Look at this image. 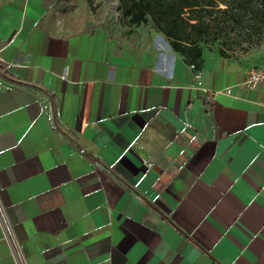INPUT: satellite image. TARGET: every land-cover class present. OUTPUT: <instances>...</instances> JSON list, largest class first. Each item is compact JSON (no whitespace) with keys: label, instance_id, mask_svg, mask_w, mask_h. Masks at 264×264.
<instances>
[{"label":"crops","instance_id":"obj_1","mask_svg":"<svg viewBox=\"0 0 264 264\" xmlns=\"http://www.w3.org/2000/svg\"><path fill=\"white\" fill-rule=\"evenodd\" d=\"M95 26L0 0V264H264V45L194 70Z\"/></svg>","mask_w":264,"mask_h":264},{"label":"trees","instance_id":"obj_2","mask_svg":"<svg viewBox=\"0 0 264 264\" xmlns=\"http://www.w3.org/2000/svg\"><path fill=\"white\" fill-rule=\"evenodd\" d=\"M131 24L150 20L194 70L207 46L223 57L264 44V0H120Z\"/></svg>","mask_w":264,"mask_h":264},{"label":"rangeland","instance_id":"obj_3","mask_svg":"<svg viewBox=\"0 0 264 264\" xmlns=\"http://www.w3.org/2000/svg\"><path fill=\"white\" fill-rule=\"evenodd\" d=\"M89 7V15L99 28L110 36L125 38L132 37L137 40L143 37H151L154 41L162 36L148 20L140 25L131 24L129 17L124 14L120 0H86ZM264 45V44H262ZM213 49H217L214 46ZM245 52L238 51L237 54Z\"/></svg>","mask_w":264,"mask_h":264},{"label":"built area","instance_id":"obj_4","mask_svg":"<svg viewBox=\"0 0 264 264\" xmlns=\"http://www.w3.org/2000/svg\"><path fill=\"white\" fill-rule=\"evenodd\" d=\"M1 61V60H0ZM236 86L244 91H252L260 86H264V63H260L254 67H252L246 74L245 78L238 82ZM205 92H208L204 89ZM223 93L226 95L231 94V88L228 87L223 90ZM213 95L218 94V92H212ZM0 208V212H1Z\"/></svg>","mask_w":264,"mask_h":264}]
</instances>
